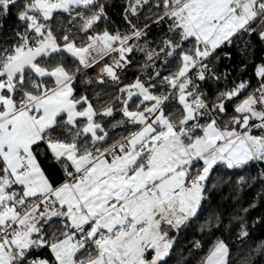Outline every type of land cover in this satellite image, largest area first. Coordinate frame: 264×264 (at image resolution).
Listing matches in <instances>:
<instances>
[{"label": "snow or ice", "instance_id": "6c2138e0", "mask_svg": "<svg viewBox=\"0 0 264 264\" xmlns=\"http://www.w3.org/2000/svg\"><path fill=\"white\" fill-rule=\"evenodd\" d=\"M110 6L0 0V264H169L215 170L264 165V58L255 87H203L232 48L246 70L264 46V0H122L123 32ZM98 65L117 95L94 104L76 83ZM197 264H233L229 244ZM235 264H264V241Z\"/></svg>", "mask_w": 264, "mask_h": 264}, {"label": "trees", "instance_id": "16d2710c", "mask_svg": "<svg viewBox=\"0 0 264 264\" xmlns=\"http://www.w3.org/2000/svg\"><path fill=\"white\" fill-rule=\"evenodd\" d=\"M110 3L115 6L108 8L112 21L108 27L113 30L118 28L123 32L126 25L123 20L122 0H110ZM160 31V28L152 26L149 39L157 38ZM231 52V59H221L216 63L217 74L222 77L227 73H231V75L227 79L222 78L219 82L210 80L204 84V90L209 96H214L217 89L223 90L226 87H231L233 80L251 81L252 87L256 86L257 78L254 75L253 65H258L264 58V46L257 42L254 59L243 57V62L247 64L246 70L241 68L242 56L237 49L232 48ZM142 63L143 54L134 53L133 65L120 73L123 84L131 83L137 75L141 74L140 65ZM171 67L174 70V64ZM86 72L87 75L81 80H88L96 75L97 66L86 70ZM81 80L76 83L77 93L88 95L94 104H97V95L103 97L104 100H109L110 97L117 95V86L108 77L104 79L106 81L104 84L98 81L86 84ZM228 111L231 113V105H229ZM117 118H119L118 113ZM122 131L117 130V132ZM262 170H264V165L259 164L231 170L219 166L215 170L209 182L210 190L207 193V198L202 203L197 217L193 218L188 226L179 233L176 252L169 264H177L181 255L186 257L190 264H197L199 258L218 238L224 239L229 244L232 250L233 264H235L241 249L247 252L251 246L264 241V180L259 177ZM253 177L256 179L253 180ZM213 184L215 187H211ZM253 204L256 207H251ZM244 209H248V211L244 212ZM239 217H243V222L247 224L249 232V236L243 241L237 239L240 230L237 226ZM197 241L203 246L201 249L194 248Z\"/></svg>", "mask_w": 264, "mask_h": 264}, {"label": "rangeland", "instance_id": "374dc122", "mask_svg": "<svg viewBox=\"0 0 264 264\" xmlns=\"http://www.w3.org/2000/svg\"><path fill=\"white\" fill-rule=\"evenodd\" d=\"M102 74H101V68L100 66L98 65L97 66V74L92 76L91 78H89L88 80H91V81H99V79L101 78ZM107 77L106 76H103V79H106Z\"/></svg>", "mask_w": 264, "mask_h": 264}]
</instances>
